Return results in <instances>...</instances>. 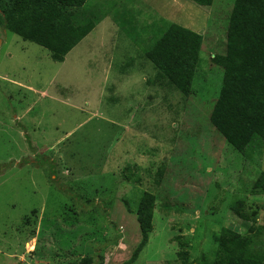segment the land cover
<instances>
[{
    "label": "rangeland",
    "instance_id": "374dc122",
    "mask_svg": "<svg viewBox=\"0 0 264 264\" xmlns=\"http://www.w3.org/2000/svg\"><path fill=\"white\" fill-rule=\"evenodd\" d=\"M233 3L87 0L80 10L105 18L62 63L0 26V264H182L179 252L211 264L222 228L264 259V119L209 122ZM157 17L200 38L186 96L168 80L149 85L156 71L141 52ZM125 168L140 184L122 181ZM145 192L153 232L133 259ZM238 201L258 213L249 230L230 211Z\"/></svg>",
    "mask_w": 264,
    "mask_h": 264
},
{
    "label": "trees",
    "instance_id": "16d2710c",
    "mask_svg": "<svg viewBox=\"0 0 264 264\" xmlns=\"http://www.w3.org/2000/svg\"><path fill=\"white\" fill-rule=\"evenodd\" d=\"M86 1L0 0V26L48 51L53 62L62 63L68 52L105 18L100 10H80ZM191 1L198 6H211L213 3V0ZM133 13L126 11L123 18ZM112 21L125 35L131 36L132 32L125 30L129 20L121 21V18L114 17ZM150 28L155 32L150 38L151 43L140 51L143 59L151 63L156 71L155 79L150 80L149 85H156L157 79L161 83L168 80L183 95L190 94L200 38L192 31L158 17L157 21L148 25L147 29ZM212 63L222 69L223 76L209 116L210 124L215 127L228 119L241 123L263 120L264 0H234L225 35L224 54L214 56ZM164 64H169L170 70H173H169V75L162 71ZM223 138L231 148L240 152L234 143L225 136ZM139 171L133 173L130 168H125L122 181L129 182L136 178ZM164 173L163 166L157 170L155 186L160 185ZM136 179V184H140L141 180ZM155 202L154 195L147 192L142 193L138 200L135 214L141 239L133 259L146 247L153 232ZM230 211L245 230H249L258 220L257 211H247L243 201L231 205ZM215 244L211 264H264V259L260 257L262 254L249 251L246 241L237 232L222 228ZM186 245L187 242H184L183 246ZM177 256L182 264H188L187 254L179 252ZM92 262L87 257L81 264Z\"/></svg>",
    "mask_w": 264,
    "mask_h": 264
},
{
    "label": "crops",
    "instance_id": "0c3cea01",
    "mask_svg": "<svg viewBox=\"0 0 264 264\" xmlns=\"http://www.w3.org/2000/svg\"><path fill=\"white\" fill-rule=\"evenodd\" d=\"M103 19H104V18H103ZM103 19H102V20H103ZM98 24H99V23H98Z\"/></svg>",
    "mask_w": 264,
    "mask_h": 264
}]
</instances>
